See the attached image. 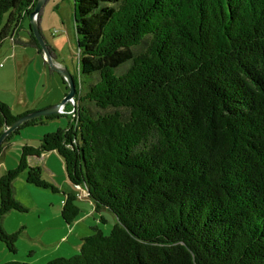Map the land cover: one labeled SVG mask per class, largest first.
I'll return each mask as SVG.
<instances>
[{
  "label": "trees",
  "instance_id": "trees-1",
  "mask_svg": "<svg viewBox=\"0 0 264 264\" xmlns=\"http://www.w3.org/2000/svg\"><path fill=\"white\" fill-rule=\"evenodd\" d=\"M36 2L0 0V45L43 55L29 23ZM73 21L75 110L44 116L69 120L21 143L0 174V240L15 250L17 232L3 224L28 209L16 197L20 173L56 191L29 163L55 151L71 185L63 221L77 219L85 190L94 213L115 222L45 264H264V0H73ZM25 113L0 100V134ZM42 118L5 136L1 161L10 139Z\"/></svg>",
  "mask_w": 264,
  "mask_h": 264
},
{
  "label": "rangeland",
  "instance_id": "rangeland-1",
  "mask_svg": "<svg viewBox=\"0 0 264 264\" xmlns=\"http://www.w3.org/2000/svg\"><path fill=\"white\" fill-rule=\"evenodd\" d=\"M27 25L28 20L24 19L18 31L19 36H23ZM39 26L45 43L53 49V62L65 68L78 81L73 0H45L41 8ZM23 51L27 53V58L23 56ZM0 63L2 64L0 66V100L9 105L13 114L25 113V111L28 113L58 104L68 91L67 83L62 80L60 73L53 69L35 48L22 46L7 39L0 45ZM45 102L49 104L40 107ZM71 108V104L66 103L61 114L70 115ZM42 117V123L21 128L5 154L6 159L16 153L17 156L14 159L16 162L17 148L20 143L37 144L43 134L65 127L69 120L66 115L49 119ZM35 161L41 168L43 178L54 185L56 191L30 185L34 189L33 192L24 193L20 183L25 182L26 171L19 174L14 185L16 197L27 205L28 209L24 212L11 211V214L6 215L3 224L5 230L17 232V234L14 239V251H10L6 243L0 240V264L10 261L45 264L56 257H70L79 252V248L75 246H77L76 240L80 242L78 238L80 231L85 235L86 227L89 229V227L97 226L104 234H108L115 222L112 213L108 210L102 213L93 212L91 216L88 203L82 202L85 198L89 200L90 198L87 192L82 191L77 201L80 212L75 221H78V224L72 227H75L72 233L69 230V238L66 234L59 239L62 234H65L56 232L55 227L56 219L63 220L61 217V199L64 198V189L61 187L62 178L69 183L63 161L56 152H52V155L46 154L43 160L35 159ZM12 164L14 163H10L11 166ZM101 215L106 219L105 222H98Z\"/></svg>",
  "mask_w": 264,
  "mask_h": 264
},
{
  "label": "water",
  "instance_id": "water-1",
  "mask_svg": "<svg viewBox=\"0 0 264 264\" xmlns=\"http://www.w3.org/2000/svg\"><path fill=\"white\" fill-rule=\"evenodd\" d=\"M44 2L45 0H37L34 9L29 14L30 27H31V30L33 32L35 39L38 41L41 47L42 54H43L45 61H47L53 69L57 70L60 73L63 80L67 83L68 91L63 97V99L60 101V103L25 113L22 116L18 117L9 126L5 127V129L0 134V144L2 143V140L5 138V136L11 133L22 122L28 119L34 118V117H40V116L42 117V116H46L50 114L59 113V107L61 105H65L66 103H69L70 98H73L75 96L76 89H75V83H74L72 75L65 68L60 67L53 62L52 55L49 52L48 46L45 43L44 38L40 32V26L37 20V14L42 8Z\"/></svg>",
  "mask_w": 264,
  "mask_h": 264
},
{
  "label": "crops",
  "instance_id": "crops-1",
  "mask_svg": "<svg viewBox=\"0 0 264 264\" xmlns=\"http://www.w3.org/2000/svg\"><path fill=\"white\" fill-rule=\"evenodd\" d=\"M27 53L25 52V51H23V56L25 57V58H27L28 56L26 55ZM34 58V57H33ZM1 64V63H0ZM0 66H2V65H0ZM49 104V102H45L44 104H41L42 106H40V107H45V105H48ZM35 108H37V107H35ZM34 109V108H33ZM25 112H27V111H25ZM22 113H24V112H22ZM17 134H15L11 139H10V143L5 147V149H4V152H3V155H4V157H3V159H2V161L0 160V168L2 169H0V174L2 173V172H4L6 169H8V168H10V167H13V166H11L10 165V163H14V164H12V165H15L16 164V162H17V160H16V162H14V159L16 158V156H17V154L16 153H13L12 155H10L7 159H6V153L8 152V150H9V147H10V145L13 143V141L15 140V136H16ZM21 144V143H20ZM19 144V145H20ZM19 147V146H18ZM18 149V148H17ZM52 152H55V151H49V152H44L43 154H41V156L40 157H38V158H36V157H31L30 159H29V163L30 164H32V165H37V163H36V161H35V159H38V160H43L44 158H45V156H46V154H49V155H52ZM58 155V154H57ZM54 159H56V157H53ZM8 163H9V165H8ZM49 169V168H48ZM62 180H63V182H62V188L64 189V191H71L70 189H71V185L69 184V183H66V181H65V179L64 178H62ZM68 180V179H67ZM15 182H16V180H15ZM15 182H14V185H15ZM69 182V181H68ZM20 185L22 186V188H23V190H24V193H27V194H29V193H32L33 192V187H30V184H28V183H25V182H23V184L22 183H20ZM15 189H16V186H15ZM16 195H17V192H16ZM64 199V198H63ZM63 199H61V204H62V201H63ZM21 200L23 201V199L21 198ZM82 202H85L87 205H88V207H90L89 208V213L91 214V216H93V212H94V210H93V204H92V202L89 200V199H87V198H85V200H83ZM84 203V204H85ZM11 212V211H10ZM8 213V214H11V213ZM7 214V215H8ZM5 218H6V216H5ZM94 218V217H93ZM60 219V218H59ZM59 219H56V225H55V227H56V232H61V233H65V234H62V237H59V239H61V238H63L66 234H67V237L69 238V235H68V232H69V230H70V232L72 233V230L73 229H75V227L74 228H72L74 225H76V224H78V221H73V222H71L70 224H67V223H65L63 220H59ZM80 219V218H79ZM5 220V219H4ZM59 220V221H58ZM94 220H95V218H94ZM81 224V223H80ZM81 226H82V224H81ZM80 226V227H81ZM54 227V228H55ZM84 231H85V235H87L89 232H90V227H89V229H88V227H86L85 229H84ZM85 235H83L82 233H81V231L79 232V235H78V238H79V240H80V242H78V240H76L77 242H76V245L77 246H75V247H80V243H81V239H82V237H84ZM29 262H31V261H29Z\"/></svg>",
  "mask_w": 264,
  "mask_h": 264
},
{
  "label": "built area",
  "instance_id": "built-area-1",
  "mask_svg": "<svg viewBox=\"0 0 264 264\" xmlns=\"http://www.w3.org/2000/svg\"><path fill=\"white\" fill-rule=\"evenodd\" d=\"M1 65V64H0ZM70 104H71V106H72V108H71V113L75 110V101L73 100V98H70V102H69ZM63 107H64V105H61L60 107H59V113H62L63 112ZM77 187H79L78 185H77ZM83 192L85 193V190H83ZM80 196V195H79ZM78 196V197H79Z\"/></svg>",
  "mask_w": 264,
  "mask_h": 264
}]
</instances>
